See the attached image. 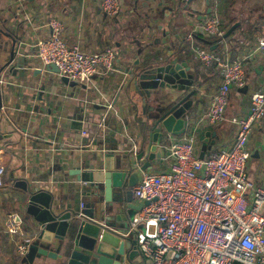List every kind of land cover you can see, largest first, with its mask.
<instances>
[{
  "label": "crops",
  "instance_id": "0c3cea01",
  "mask_svg": "<svg viewBox=\"0 0 264 264\" xmlns=\"http://www.w3.org/2000/svg\"><path fill=\"white\" fill-rule=\"evenodd\" d=\"M118 1L119 15L111 19L101 11L100 0H0V65L6 55L4 45L8 43L9 48L12 39L17 40V58L22 63L11 76L0 79V166L4 169L0 264H18L25 256L17 255L16 246L31 239L29 227L35 224L26 212L30 191L50 194L58 212L79 208L74 173L97 151L91 145L96 132L108 134V141L103 139L102 144L110 146L129 144L140 136L139 122L147 118L142 115L141 96L128 74L136 68L135 62L168 55L191 68L195 78L191 89L195 92L187 111L188 124L184 134L171 136V140L194 133L200 143L199 155L203 140H208L206 156L226 149L234 139L232 124L203 121L220 77L215 65L205 67L194 59V49H208L229 62L243 59L257 38H264V0ZM212 16L226 26L220 42L209 40L200 30L205 19ZM52 17L63 23V39L68 45H78L87 53L113 47V69L100 72L87 84L74 86L65 84L58 73L48 72L36 57L34 45L48 36L47 22ZM234 24L238 26L225 37ZM189 35L192 40H188ZM244 68L247 90H230L227 117L248 114L250 93L264 90V55H251L244 60ZM42 84L44 90L40 89ZM248 146V177L258 184L264 174V117L254 124ZM168 166L169 161L164 160L155 163L152 171ZM138 204L133 198L132 207ZM130 212L133 216L137 210ZM8 215L18 219L20 235L6 232ZM119 216L116 224L130 225L132 217Z\"/></svg>",
  "mask_w": 264,
  "mask_h": 264
},
{
  "label": "built area",
  "instance_id": "2783aa9c",
  "mask_svg": "<svg viewBox=\"0 0 264 264\" xmlns=\"http://www.w3.org/2000/svg\"><path fill=\"white\" fill-rule=\"evenodd\" d=\"M100 9L113 19L119 15L120 4L118 0H100ZM47 26L48 36L34 45L44 67L54 65L59 76L81 85L113 69V47L87 53L64 41V25L59 19L50 18ZM220 26L212 16L205 19L200 30L206 38L220 42ZM192 39L189 35L188 40ZM257 52L264 55L261 36L247 56L232 62L208 49H194V59L205 67L215 65L220 77L203 121L232 124L234 139L226 149L202 159L194 133L171 140L161 157V162L169 161L167 169L142 173L131 189L141 208L129 225L136 233L142 264H264V174L256 184L247 173L252 128L264 117V90L250 93L248 114L226 116L230 90L246 84L244 60ZM3 174L0 166V187ZM5 229L11 236L20 235V223L14 215L7 216ZM27 242L17 244L18 256L26 254Z\"/></svg>",
  "mask_w": 264,
  "mask_h": 264
},
{
  "label": "water",
  "instance_id": "95a60500",
  "mask_svg": "<svg viewBox=\"0 0 264 264\" xmlns=\"http://www.w3.org/2000/svg\"><path fill=\"white\" fill-rule=\"evenodd\" d=\"M237 26L232 25L225 37ZM225 28L220 26V31ZM3 51L6 55L0 65V79L2 75L11 76L14 68L22 65L17 58L16 39L11 40L9 48L5 43ZM134 64L136 68L128 74L132 75L135 92L141 96L142 115L147 118L139 122L140 136L129 144L116 142L110 146L102 144L103 139L108 141V134L96 132L91 145L97 151L74 173L82 207L58 212L50 194L30 191L26 212L33 216L35 224L29 227L27 253L18 264H142L136 233L124 222L115 221L119 222V215L131 219L130 210H140L141 203L132 207V187L142 173L152 171L154 164L161 162L170 137L184 134L195 78L187 63L168 55ZM45 68L58 73L54 65ZM62 81L76 85L66 77ZM40 89L44 90V84ZM41 94L42 91L40 100ZM207 142L203 140L200 159Z\"/></svg>",
  "mask_w": 264,
  "mask_h": 264
},
{
  "label": "trees",
  "instance_id": "16d2710c",
  "mask_svg": "<svg viewBox=\"0 0 264 264\" xmlns=\"http://www.w3.org/2000/svg\"><path fill=\"white\" fill-rule=\"evenodd\" d=\"M209 40H214V39H210V38H208ZM215 41V40H214Z\"/></svg>",
  "mask_w": 264,
  "mask_h": 264
},
{
  "label": "rangeland",
  "instance_id": "374dc122",
  "mask_svg": "<svg viewBox=\"0 0 264 264\" xmlns=\"http://www.w3.org/2000/svg\"><path fill=\"white\" fill-rule=\"evenodd\" d=\"M77 84V83H76ZM140 228H142V226H140Z\"/></svg>",
  "mask_w": 264,
  "mask_h": 264
}]
</instances>
